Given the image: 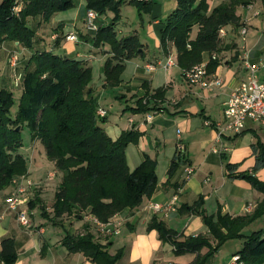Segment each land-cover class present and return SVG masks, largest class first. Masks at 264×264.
Instances as JSON below:
<instances>
[{
	"label": "crops",
	"instance_id": "crops-1",
	"mask_svg": "<svg viewBox=\"0 0 264 264\" xmlns=\"http://www.w3.org/2000/svg\"><path fill=\"white\" fill-rule=\"evenodd\" d=\"M74 2V8L55 14L49 21L45 22L41 16L28 18V25L31 24L30 28L35 32L33 47L28 49L15 42H5L0 48V60L6 64L8 54L17 52L21 54L20 64L24 67L36 51L48 50L71 59L86 61L92 68L93 79L89 87L98 109L102 108L107 112L102 125L105 132L113 140H117L125 132H134L136 140L126 148L130 170L141 165L146 156L156 160L158 185L154 194L145 198L140 206L126 209L113 217L122 223L119 235H101L97 231L95 217L88 212L82 213L81 218H77L75 214L64 216L57 220L58 224H54L55 193L63 173L47 159L45 149L39 140H35L33 142L39 144L42 150L43 165H48L54 172L47 175L48 170L40 169V163L30 165L27 157L22 154L28 163L25 177L31 178L35 183L28 196L30 202L34 201L37 206L30 210L31 227L23 226L18 221L17 214L10 211L4 202L13 192L14 185L0 191V196L5 194L4 199L0 197V243L7 237L15 239L18 250L15 264H95L84 254L71 253L63 245L67 234L73 236L90 232L96 241L108 245L111 254L123 252L118 264H191L196 254L176 255L171 244L160 240L157 230L148 229L154 218L183 238L199 235L211 238L202 217L189 210L200 200V209L209 216H215L221 211L223 215L236 217L252 214L264 199V195L247 180L230 176L227 171L228 164L239 165L233 175L252 174L264 181V168L254 171L257 164L255 151L260 146L264 147V120L248 119L241 134L223 136L221 139L218 138L217 127L224 119L225 104L233 89L250 75L246 62L255 65L259 79H264L263 5L260 2V6L253 5L251 10L246 6L238 7L241 26L228 25L223 28L224 35L221 38L226 48L217 54L221 64L214 72L209 73L210 79L219 77L223 84L209 90L186 80L185 70L178 65L174 45L170 44L166 49L162 47L163 24L157 18L149 21L145 35L134 24L126 29L120 24L121 21L117 23L119 38L138 35L143 45V54L125 62L121 83L117 87L108 86L104 67L112 57L111 47L108 44L94 46L95 36L85 33L88 30L86 1ZM208 2L210 9H213L223 0ZM257 11L260 14L254 16ZM112 17L108 14L100 17L98 26H108ZM244 27L247 34L242 36L241 30ZM197 32L196 26L191 34L192 38H195ZM69 34H75L77 41L66 40ZM47 37L50 39L49 45ZM168 57L173 58V67L164 66ZM210 58L209 53L204 55V61H210ZM2 80L3 85L11 81L9 76ZM141 102L147 103L146 108L149 110L133 112V109L141 106ZM179 137L186 145L185 163L194 168L190 177H187L185 164L171 176L168 173L176 157ZM215 149H219V152L215 153ZM38 155L39 153L32 152L30 156L38 160ZM174 197H177L176 211L170 212L167 217L155 214L149 207L150 203L166 204ZM249 205L253 206V210L248 213ZM41 207L46 208L48 216ZM262 228L264 216L246 227L243 233L249 235ZM229 242H236V250L232 252L230 260L223 258L220 263L217 262L222 247L206 264H240L234 257L241 250L244 240H229L224 247ZM207 251L204 248L202 254Z\"/></svg>",
	"mask_w": 264,
	"mask_h": 264
},
{
	"label": "trees",
	"instance_id": "trees-1",
	"mask_svg": "<svg viewBox=\"0 0 264 264\" xmlns=\"http://www.w3.org/2000/svg\"><path fill=\"white\" fill-rule=\"evenodd\" d=\"M87 10L96 11L100 17L108 12L114 18L108 26H100L94 46L108 44L112 57L106 61L104 74L110 87L121 83L125 62L143 54V45L137 34L118 37L116 25L120 21L121 9L128 4L137 8L140 15L151 13L153 0H85ZM177 8L168 17L161 31V44L166 49L170 44L177 51L178 65L189 70L204 61V55L222 53L220 31L228 25L240 27L237 14L240 6L252 4L251 0H223L210 9L208 0H176ZM264 9V0H261ZM22 8L15 13V0L0 2V48L5 42H15L31 49L35 32L28 25V18L41 16L49 21L55 14L75 7L74 0H21ZM163 24V23H162ZM198 27L195 38L191 34ZM221 60L211 59L208 73L214 72ZM20 86L23 89L16 116L11 109L15 105L14 94L0 89V191L8 188L15 178L28 173L26 158L19 152L23 147L22 130L28 126L32 140L41 141L46 157L56 169L63 173L55 193L53 205L54 224L64 216L88 212L98 221L107 223L126 209L140 206L145 198L151 197L158 185L157 162L146 156L145 160L130 170L126 156L127 146L136 140L134 132H125L117 140L108 136L103 128L105 117L97 115L98 106L90 89L93 79L92 68L86 61L71 59L52 51H36L25 63ZM161 92V91H160ZM147 103L133 109L146 112ZM155 107L152 109L154 110ZM20 131H17L18 127ZM259 149V150H258ZM256 149L257 164L254 171L264 168V147ZM185 160L176 155L169 175ZM239 165L228 164L230 176L247 180L254 189L264 195V181L252 174L233 175ZM34 201L29 209L36 208ZM200 200L189 210L199 214L209 229L211 238L203 235L181 237L162 221L153 219L149 230H157L162 242L169 243L176 255L196 254L191 264H206L229 240L243 239L236 253L242 264H264V228L245 235L243 230L264 216V199L252 214L232 217L209 216L200 207ZM44 214L46 208L41 207ZM200 209V210H199ZM63 245L71 253H82L95 264H118L123 252L111 254L108 245L96 241L88 232L83 235H66ZM208 251L202 254V250ZM18 250L13 237L0 243V264H15Z\"/></svg>",
	"mask_w": 264,
	"mask_h": 264
},
{
	"label": "built area",
	"instance_id": "built-area-1",
	"mask_svg": "<svg viewBox=\"0 0 264 264\" xmlns=\"http://www.w3.org/2000/svg\"><path fill=\"white\" fill-rule=\"evenodd\" d=\"M146 1V0H145ZM15 13H18L22 7L21 0H15ZM249 10L253 8L250 4L247 6ZM259 11L254 12V16H258ZM100 15L94 10H87L86 14V27L89 31H98L99 26L97 24ZM221 36L224 35V30L220 31ZM247 29L244 27L241 30V35L245 36ZM68 41H77L75 34H69L66 36ZM211 59H217V54H213ZM209 61H203L201 64L192 67L189 70H185L184 76L186 80L193 85H199L202 88L212 89L218 86H222V79L217 77L216 79H210L207 70ZM14 66L17 65L13 63ZM175 65L172 57H168L165 67L170 68ZM246 68L250 71V75L244 81H242L237 87H235L229 96L228 101L225 104L224 119L222 122L217 124L218 127V138L221 139L223 136L232 137L239 135L243 132L246 127V121L251 119L253 121L264 120V79H259L257 75V67L255 65L246 62ZM23 75L20 73L17 76L16 84L20 85ZM97 115L101 118L106 117L107 112L99 108ZM151 119V118H149ZM208 124V123H207ZM215 153L219 152V149L214 150ZM176 155L183 160H186V145L181 137L178 138L176 143ZM186 165L185 171L187 177H190L194 173V168L190 165ZM24 181V183H22ZM14 185L13 192L7 196L4 200L5 205L10 211L17 214L18 221L26 227H31V217L29 203L30 198L28 196L29 190L35 185L34 181L26 178L25 176L15 178L12 181ZM176 200L174 197L170 202L166 204L161 203H150L149 207L155 214H163L168 216L170 212L176 211ZM253 206L247 207V212H251ZM97 225V231L104 236L119 235L121 233V221L111 218L107 223H102L96 218L94 219ZM234 260L239 262V256H235ZM242 264L241 262H239Z\"/></svg>",
	"mask_w": 264,
	"mask_h": 264
},
{
	"label": "rangeland",
	"instance_id": "rangeland-1",
	"mask_svg": "<svg viewBox=\"0 0 264 264\" xmlns=\"http://www.w3.org/2000/svg\"><path fill=\"white\" fill-rule=\"evenodd\" d=\"M153 1H154V4L152 6L153 7L152 12L151 13H143L142 15L139 14L137 8L134 6H123L122 10H121V14H120V21H121L120 24L123 26V28L129 29L130 26L134 24L136 26V28H138L139 31L143 35H145V33L147 32V27H148L147 25L149 24V21L152 20V18H154V19L157 18L158 20H160L163 23V26H164V23L166 22L168 17L177 8V1L176 0H153ZM251 1H252V5L256 6V4H259V6H260L261 0H251ZM261 4H262V2H261ZM153 11H154V13H153ZM107 14L113 16L112 19L114 18V14L112 12H108ZM153 14H154V16H153ZM144 21H145V24H144ZM143 24H144V27H143ZM30 26L32 27L31 24H30ZM80 26H82V25L80 24ZM85 31H86L85 32L86 35H90V36L96 35L95 32L93 33L89 30H85ZM48 37H50V36L48 35ZM48 37L46 38V41L49 45L50 39ZM61 53H63V51ZM20 55L21 54H18L17 52L9 53L6 64H5V62H2L0 60V89L6 88L14 94L15 105L11 109V115L13 118L16 116V113L18 110V105L20 102V98H21V95L23 92L22 87H20V85L16 84L17 76L20 73H23L22 72L23 67L20 64V60H21ZM15 60L17 62V65L14 66L13 63H15ZM8 76H9L11 81H8L7 85H3L2 79H4L5 77H8ZM21 135H22V139H23V147L20 149L19 152L21 154H24L27 157L29 164L35 165L36 162L40 163V165L38 164L40 169L45 168L46 170H48L46 172L47 175L49 174V172H54V169H52L48 165L47 166L45 164L43 165L42 160H44V157H43L40 145L43 148H44V146L42 145L41 141H39L40 145L37 144L36 142H33L32 137H31V131L28 128V126L23 127ZM32 152L39 153L38 160L33 158L34 156H32V157L30 156V155H32ZM26 178H28V177H26ZM28 179H31V178H28ZM0 197L4 199L5 194L4 193L1 194ZM234 243H236V242H229L225 247H224L225 244L222 246L223 247L222 252L220 253L219 258L217 260L218 263H220L221 259H223V258H225L226 260H230V258L232 256V252H234L236 250ZM212 257L213 256H211L210 259Z\"/></svg>",
	"mask_w": 264,
	"mask_h": 264
},
{
	"label": "water",
	"instance_id": "water-1",
	"mask_svg": "<svg viewBox=\"0 0 264 264\" xmlns=\"http://www.w3.org/2000/svg\"><path fill=\"white\" fill-rule=\"evenodd\" d=\"M20 129H21V127L19 126V127L17 128V131H20Z\"/></svg>",
	"mask_w": 264,
	"mask_h": 264
}]
</instances>
